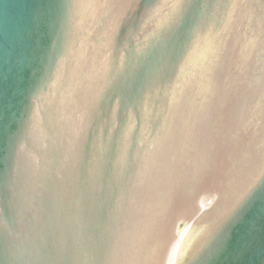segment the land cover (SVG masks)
I'll list each match as a JSON object with an SVG mask.
<instances>
[{
    "label": "water",
    "instance_id": "obj_1",
    "mask_svg": "<svg viewBox=\"0 0 264 264\" xmlns=\"http://www.w3.org/2000/svg\"><path fill=\"white\" fill-rule=\"evenodd\" d=\"M0 264H264V151L164 0H0Z\"/></svg>",
    "mask_w": 264,
    "mask_h": 264
}]
</instances>
